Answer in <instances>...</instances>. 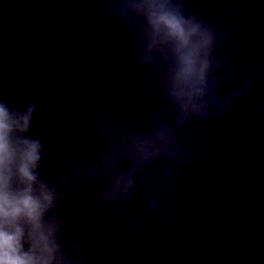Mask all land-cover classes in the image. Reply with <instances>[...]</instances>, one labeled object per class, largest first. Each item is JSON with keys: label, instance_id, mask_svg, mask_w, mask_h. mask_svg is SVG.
I'll return each mask as SVG.
<instances>
[{"label": "water", "instance_id": "95a60500", "mask_svg": "<svg viewBox=\"0 0 264 264\" xmlns=\"http://www.w3.org/2000/svg\"><path fill=\"white\" fill-rule=\"evenodd\" d=\"M0 108L34 264H264V0H0Z\"/></svg>", "mask_w": 264, "mask_h": 264}, {"label": "clouds", "instance_id": "9594fccd", "mask_svg": "<svg viewBox=\"0 0 264 264\" xmlns=\"http://www.w3.org/2000/svg\"><path fill=\"white\" fill-rule=\"evenodd\" d=\"M154 23L165 25L171 35L178 37L184 43L187 42L181 21L175 17L162 14L155 19ZM6 121L7 114L3 108H0V169H4L14 156L7 141L10 127ZM25 123H27V118H25ZM36 150L37 146L31 145L29 150L22 154L23 162L20 172L29 181L33 177L29 174L28 167L38 159ZM39 209V203L27 194L21 198L11 196L6 191L5 178L0 175V264H34L33 257L20 254L21 231L15 227V221L24 215L33 222L34 226L38 227ZM38 239L43 240V237H38Z\"/></svg>", "mask_w": 264, "mask_h": 264}]
</instances>
